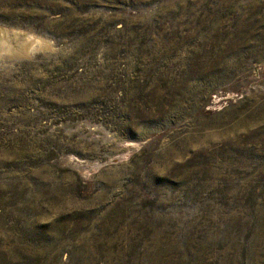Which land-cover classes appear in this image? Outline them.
<instances>
[{
	"label": "rangeland",
	"instance_id": "374dc122",
	"mask_svg": "<svg viewBox=\"0 0 264 264\" xmlns=\"http://www.w3.org/2000/svg\"><path fill=\"white\" fill-rule=\"evenodd\" d=\"M0 264H264V0H0Z\"/></svg>",
	"mask_w": 264,
	"mask_h": 264
},
{
	"label": "bare ground",
	"instance_id": "6f19581e",
	"mask_svg": "<svg viewBox=\"0 0 264 264\" xmlns=\"http://www.w3.org/2000/svg\"><path fill=\"white\" fill-rule=\"evenodd\" d=\"M6 47V43L4 44V41H0V50H4Z\"/></svg>",
	"mask_w": 264,
	"mask_h": 264
},
{
	"label": "clouds",
	"instance_id": "9594fccd",
	"mask_svg": "<svg viewBox=\"0 0 264 264\" xmlns=\"http://www.w3.org/2000/svg\"><path fill=\"white\" fill-rule=\"evenodd\" d=\"M2 56H3V53H0V58H2Z\"/></svg>",
	"mask_w": 264,
	"mask_h": 264
}]
</instances>
